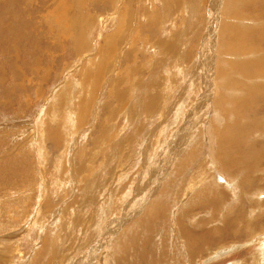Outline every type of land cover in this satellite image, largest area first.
I'll return each instance as SVG.
<instances>
[{
	"label": "rangeland",
	"instance_id": "rangeland-1",
	"mask_svg": "<svg viewBox=\"0 0 264 264\" xmlns=\"http://www.w3.org/2000/svg\"><path fill=\"white\" fill-rule=\"evenodd\" d=\"M112 1L0 0V264H264V0Z\"/></svg>",
	"mask_w": 264,
	"mask_h": 264
},
{
	"label": "bare ground",
	"instance_id": "bare-ground-1",
	"mask_svg": "<svg viewBox=\"0 0 264 264\" xmlns=\"http://www.w3.org/2000/svg\"><path fill=\"white\" fill-rule=\"evenodd\" d=\"M114 1V0H113ZM112 1V2H113ZM245 3V2H244ZM247 6V4H245V7ZM249 6V5H248ZM244 7V6H243ZM231 8V7H230ZM251 8V7H250ZM255 9V8H254ZM261 10L262 11H264V8L262 9L261 8ZM245 11V10H244ZM251 11H253V10H251ZM248 12V11H247ZM233 13V12H232ZM251 13V12H250ZM263 14H264V12H262ZM117 15H120V13H118ZM124 15V14H123ZM248 15V14H247ZM233 17V16H232ZM249 18V17H248ZM239 19H240V17H239ZM234 20H237V19H234ZM248 20V19H247ZM260 20H262L261 18H260ZM238 21V20H237ZM239 22V21H238ZM79 23H81V22H79ZM80 26H82V25H80ZM243 29V28H242ZM64 30V29H63ZM63 30H62V32H63ZM241 30V29H240ZM248 31V30H247ZM78 33V32H77ZM244 33V32H243ZM79 34V33H78ZM244 34H242L241 32H238V30L237 31H235V32H233L231 35H229V38H228V41L230 40V44H229V46L227 47V51L228 52H234V53H236L237 51H240V52H243V53H246V52H248V53H251L252 51H253V49H252V51L251 52H249L250 50H251V46L253 47V45H251L253 42L255 43V41H253L254 40V38L251 40V38H252V36H251V38L250 37H246V36H243ZM224 36L225 35H223V38H224ZM258 36V35H257ZM74 38V37H73ZM77 38V37H76ZM226 39H227V37H226ZM77 41V43H78V48H80L81 46H82V43H81V39L80 38H78V39H76ZM225 40V39H224ZM226 41V40H225ZM257 41L258 42H260L258 39H257ZM257 41H256V44L255 45H257ZM224 42V41H223ZM74 46H75V39H74ZM168 45V44H167ZM254 45V46H255ZM165 48V47H164ZM164 50H166V49H164ZM162 53H163V51H162ZM242 53V54H243ZM258 53V52H257ZM264 53V52H263ZM173 54H175V53H173ZM173 54H170V56H171V58L172 59H174L176 56H174ZM249 55V54H248ZM251 55V54H250ZM170 56H168V59H170ZM250 57H252V55L250 56ZM237 58H238V56H237ZM258 58V57H257ZM257 58H255V60H249V59H247L246 61H244V62H238L239 64L238 65H231V66H229V65H222V70L219 72V77H220V79L221 80H223V82L227 85H231V84H233V81H236L237 80V78H231L230 80H229V77H230V74H232V75H234V76H236V77H242L243 79H244V82L246 83H248V82H253V80L254 79H258V77L260 76L259 74L261 73V72H263L264 71V64H262V59H263V56L261 57V59L260 60H257ZM246 59V58H245ZM254 59V58H253ZM241 61V60H240ZM223 66H224V68H226V71L224 70V68H223ZM264 74V73H263ZM227 80H229V82L227 81ZM258 81V80H257ZM237 82V81H236ZM242 82V81H241ZM235 83V82H234ZM246 83V84H247ZM154 85V84H153ZM238 85H240V84H238ZM242 86V85H241ZM245 86V85H244ZM231 87V86H230ZM224 88H227V89H229L228 87H224ZM242 88H243V86H242ZM255 88H257L256 86H251V87H247V88H243V89H245L247 92H239V95H238V97H241L242 99H244L242 102H239V100H237L238 101V103L236 104V113L238 114V115H242L243 117H246V115H248V112L246 111V109H248L249 107H250V115H253V114H255V113H257L256 111H254V107H256L255 106V102H254V99H257V102L256 103H259V104H263L261 107H262V109L264 108L263 106H264V98L262 97V96H264V92L262 93L261 91H259V90H257V89H255ZM262 89V88H261ZM240 90V89H239ZM264 90V89H263ZM146 91H148V92H151L150 91V85H148L147 86V88H146ZM262 94H261V93ZM237 93V92H236ZM157 98H158V96H157ZM214 100V99H213ZM241 100V99H240ZM252 102H253V105H252ZM219 102H217V104H218ZM221 104H223V103H220V105ZM233 104V103H232ZM220 105H218V107L220 106ZM231 106V105H230ZM220 107H222V106H220ZM157 108V107H156ZM229 108V107H228ZM235 108V107H234ZM220 109V108H219ZM222 109V108H221ZM224 109V108H223ZM260 109V108H259ZM256 110H257V108H256ZM246 111V112H245ZM249 111V110H248ZM258 111V110H257ZM263 111H264V109H263ZM218 112V111H217ZM226 112V111H225ZM223 114V113H222ZM229 114V113H228ZM227 114V115H228ZM229 116V115H228ZM263 116H264V114H263ZM235 117V116H234ZM226 118V117H225ZM224 118V119H225ZM237 118V117H236ZM241 118V117H240ZM226 120V119H225ZM231 121H233L232 119H231ZM253 121H254V119H253ZM251 122H252V120H251ZM254 123V122H253ZM227 124V123H226ZM262 124V123H261ZM260 124V125H261ZM229 125H231V124H229ZM229 125H226L225 127H224V130H227L228 129V127H230ZM255 125V124H254ZM235 126V125H234ZM239 126V125H238ZM240 127V126H239ZM251 127H253V126H251ZM262 127V126H261ZM256 128V129H255ZM255 128H254V130H257V125H255ZM236 129H238V127L236 128ZM105 130V129H104ZM260 130V129H259ZM262 131V130H261ZM256 132V131H255ZM240 138H242V139H244V135H243V133L241 132V133H239V134H237ZM236 136H234V138H235ZM239 137H237L238 139H239ZM226 138V137H225ZM237 138L235 139V140H237ZM238 141V140H237ZM236 141V142H237ZM240 142V141H239ZM255 146V145H254ZM253 146V147H254ZM262 146H264V145H262ZM220 147H223V148H226V149H228V150H230V151H233V152H235V154H237V153H239V149L238 148H235V141H234V139H233V137H231V138H229L228 140H226L225 142H222V144H221V146ZM244 147V146H243ZM247 147H248V144H247ZM252 147V148H253ZM261 147V146H260ZM240 148V147H239ZM262 148V147H261ZM254 149V148H253ZM253 149H251V150H253ZM259 152V151H258ZM249 155H250V153H249ZM248 155V156H249ZM252 156V155H251ZM232 157V156H231ZM250 157V156H249ZM252 162H253V159L251 160ZM246 166H248L247 164H245ZM248 167H250V166H248ZM222 176V175H221ZM221 181H223V180H220V182ZM206 189V188H205ZM205 189L204 190H202V192H200V194H206L207 192L205 191ZM208 189V188H207ZM224 229V228H223ZM226 229H224L222 232L223 233H226ZM221 232V233H222Z\"/></svg>",
	"mask_w": 264,
	"mask_h": 264
}]
</instances>
